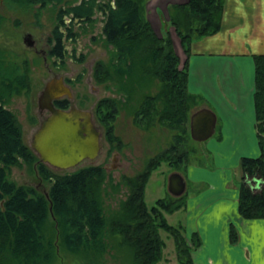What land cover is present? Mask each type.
I'll return each mask as SVG.
<instances>
[{"label": "trees", "instance_id": "16d2710c", "mask_svg": "<svg viewBox=\"0 0 264 264\" xmlns=\"http://www.w3.org/2000/svg\"><path fill=\"white\" fill-rule=\"evenodd\" d=\"M2 1L23 10L39 2L56 11L51 54L57 57L63 56V36L74 40L79 34L76 25L85 29L95 21L94 15H101V33L109 57L106 62L95 63V81L103 83L117 78L118 87L127 92L123 102L133 101L136 93L139 94L131 107L136 124L147 127L156 120L175 132L170 147L149 158L135 175L123 176L125 197L109 214L103 203L107 174L101 165L57 172L38 162L36 171L48 196L34 186L17 184L9 177L10 167L20 162L31 164L36 157L23 142L21 129L5 103L28 88V77L21 69L26 66L10 59L11 52L0 47V264H6L9 259L12 264H63L62 259L67 256L77 261L78 253H103L114 237L118 238L119 246L130 251L132 264H155L161 260L165 246L160 229L172 237L179 264H194L191 250L199 245L198 236L191 235L192 246H189L183 225H171L165 218V213L184 205L185 193L178 197L167 194L150 206L144 201L146 183L161 162L167 161L177 170L184 162L187 150L183 143L190 136L189 112L199 103L198 95L187 89L186 64L180 66L168 31L161 36L153 31L144 14L145 0ZM222 8L223 0H188L184 4L168 5L166 23L173 27L186 56L193 40L220 28ZM67 17L69 22L65 21ZM252 59V98L259 152L255 157L238 159L241 176L236 210L245 219L264 218V138L261 137L264 54L253 55ZM155 87L157 91L151 92ZM120 101L104 97L95 108L109 141L116 139L113 121ZM117 184L118 188L120 183ZM228 239L236 240L232 226L228 228Z\"/></svg>", "mask_w": 264, "mask_h": 264}, {"label": "rangeland", "instance_id": "374dc122", "mask_svg": "<svg viewBox=\"0 0 264 264\" xmlns=\"http://www.w3.org/2000/svg\"><path fill=\"white\" fill-rule=\"evenodd\" d=\"M55 12L49 5L42 6L39 2L24 10L3 3V1L0 2V47L11 52V56L8 55L10 59L27 67L21 66V69L27 72L28 77V88L11 96L5 106L14 115L21 129L23 142L30 148L32 135L46 114L44 109L40 112L37 106V97L44 83L52 77H62L67 80L72 92L68 101L78 108L92 112L93 121L101 130L102 146L94 159L84 160L73 168L59 170L46 165L57 172L73 171L84 165H101L107 174L103 189V203L105 211L109 214L118 208L120 200L125 197L126 188L123 176L135 175L144 168L149 158L170 147L174 141L175 130L156 120H153L147 127L143 126V123L136 124L131 107L138 101L139 94L136 93L133 101L123 102L127 92L118 87L117 78L115 81L103 83L95 81L93 77L95 63L97 61L106 62L109 57L108 47L104 43L101 33V15H94L95 21L87 25L85 29H78L76 25L75 28L79 34L74 40H68L65 37L63 56L52 55ZM65 21L69 22L68 17L65 18ZM62 30L64 31L63 28ZM26 33H30V38L34 40L33 47L26 46L23 42L22 38ZM176 50L179 51V48L175 45ZM157 89L156 87L151 88V92L155 93ZM104 97L122 100L118 104L119 110L113 121V132L116 137L113 141L106 138L104 126L96 116L97 102ZM197 106L190 110L189 115L196 110ZM209 143H211V138L196 141L190 136L183 143L187 150V156L179 170L187 178L185 197L196 187V184L190 179V175L197 174L193 169H211L212 172L215 169L213 165L214 151L208 148ZM32 153L36 159L31 164L20 162L11 166L9 177L17 184L31 185L37 190L45 192L46 186L36 171V165L39 162L38 156L33 151ZM174 170L177 169L164 161L151 172L144 191V201L147 206H150L157 198L170 195L166 183L167 177ZM232 177L239 186L240 181L235 176V172L232 173ZM117 183H120L118 188ZM111 184L113 185L111 186ZM165 218L171 225H184V206L172 213H165ZM50 219H52L51 216ZM159 234L165 246L162 250L161 260L155 264H179L172 237L162 229L159 230ZM50 236H52L51 232ZM110 241L112 245L103 253H89L88 255L78 253L77 261L72 256H67L62 259L63 264H132L130 251L124 246H119L118 238H111ZM6 264H12V261L9 259Z\"/></svg>", "mask_w": 264, "mask_h": 264}, {"label": "crops", "instance_id": "0c3cea01", "mask_svg": "<svg viewBox=\"0 0 264 264\" xmlns=\"http://www.w3.org/2000/svg\"><path fill=\"white\" fill-rule=\"evenodd\" d=\"M187 1L144 2L153 31L158 36L168 31L174 50L175 45L179 48L175 52L180 66L186 64L187 89L198 95L196 109L206 107L216 115L214 133L206 139L211 138L208 148L214 151L215 169H193L197 174L190 175L196 187L186 194L183 205L185 239L191 245V235L198 236L199 245L191 250L194 264H264V218L239 216L238 185L232 179L235 172L240 181L239 157L259 152L252 56L264 54V0H223L220 28L193 40L186 56L166 22L168 5ZM229 226L236 233L233 242L228 239Z\"/></svg>", "mask_w": 264, "mask_h": 264}, {"label": "water", "instance_id": "95a60500", "mask_svg": "<svg viewBox=\"0 0 264 264\" xmlns=\"http://www.w3.org/2000/svg\"><path fill=\"white\" fill-rule=\"evenodd\" d=\"M24 43L29 46L26 38ZM72 92L62 77H52L44 83L37 97V106L46 110L47 115L39 122L32 135L30 148L38 160L55 169L64 170L79 165L84 160H92L101 149V130L94 123L92 112L76 108L73 104L67 109L55 107L53 100ZM215 113L202 107L189 116V134L191 139L203 141L215 130ZM167 191L172 196H180L186 187L183 175L173 171L167 177ZM45 195L47 193L45 192Z\"/></svg>", "mask_w": 264, "mask_h": 264}, {"label": "flooded vegetation", "instance_id": "af4514ba", "mask_svg": "<svg viewBox=\"0 0 264 264\" xmlns=\"http://www.w3.org/2000/svg\"><path fill=\"white\" fill-rule=\"evenodd\" d=\"M0 2H2V0H0ZM27 34V33H26ZM26 34H24L23 35V37L26 35ZM30 34V33H29ZM31 36V35H30ZM23 39V38H22ZM65 39V36H63L62 37V41ZM26 40H27V42L28 43H30L31 42V44L29 45V47H33L34 46V40L33 39H31L30 37H27L26 38ZM54 41V40H53ZM55 42V41H54ZM54 42H53V46H54ZM62 44H63V42H62ZM62 49H63V45H62ZM64 80V79H63ZM64 82L66 83V84H68V82H67V80H64ZM72 103L71 102H69L68 101V97L66 98L65 96H63V97H60V98H58V99H56V100H53V105L55 106V107H59V108H63V109H67V108H69V106L71 105ZM74 105V104H73ZM75 106V105H74ZM76 107V106H75ZM76 108H78V107H76ZM39 109V108H38ZM79 109H81V108H79ZM39 111L40 112H42V110H40L39 109ZM44 111H46V110H44ZM47 111H46V114L44 115V117L47 115ZM43 117V118H44Z\"/></svg>", "mask_w": 264, "mask_h": 264}]
</instances>
